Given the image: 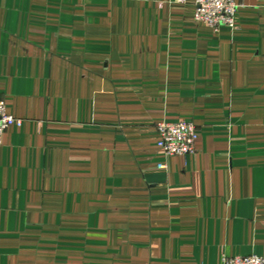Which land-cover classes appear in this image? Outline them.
<instances>
[{
    "label": "crops",
    "instance_id": "crops-1",
    "mask_svg": "<svg viewBox=\"0 0 264 264\" xmlns=\"http://www.w3.org/2000/svg\"><path fill=\"white\" fill-rule=\"evenodd\" d=\"M236 2L213 30L194 0H0V264L264 256V0Z\"/></svg>",
    "mask_w": 264,
    "mask_h": 264
},
{
    "label": "built area",
    "instance_id": "built-area-1",
    "mask_svg": "<svg viewBox=\"0 0 264 264\" xmlns=\"http://www.w3.org/2000/svg\"><path fill=\"white\" fill-rule=\"evenodd\" d=\"M185 4L187 0H176ZM238 4L236 0H194V18L213 30L225 26L235 28V15ZM22 120L9 114L6 104L0 100V144L4 132L12 125L20 126ZM158 133L157 147L166 158L193 154L199 138V132L190 120L161 121L156 124ZM166 168L165 163L158 165ZM221 264H264V256L256 254L235 256L223 255Z\"/></svg>",
    "mask_w": 264,
    "mask_h": 264
}]
</instances>
